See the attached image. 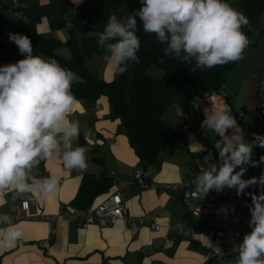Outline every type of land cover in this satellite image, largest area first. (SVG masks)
Here are the masks:
<instances>
[{"label":"clouds","instance_id":"obj_1","mask_svg":"<svg viewBox=\"0 0 264 264\" xmlns=\"http://www.w3.org/2000/svg\"><path fill=\"white\" fill-rule=\"evenodd\" d=\"M141 4L139 11L123 21L115 14L110 16L98 34L103 59L115 72L123 74L128 62L138 59L137 18L145 33L155 34L166 45L165 56L194 62L193 73L244 59L250 41L242 28L250 22L226 0H141ZM9 39L25 58L0 67V190L24 196L39 189L46 197L58 190L60 177L38 178L34 172L42 162L60 159L68 171L83 172L88 167L86 149L73 146L80 135L79 121L69 119L78 103L72 85L80 78L53 58L33 55L29 37L10 34ZM201 128L219 137L213 145L219 164L196 177L192 196L204 198L212 190L225 188L241 196L250 186H258L260 194L251 196L249 208L252 231L238 245L236 264H264V174L243 179L245 165L264 163V156L253 160V147L264 148V136L255 135L251 143L245 142L230 112L215 108L205 110ZM7 221V215L0 213V224ZM22 235L18 225H8L0 237V248L14 247Z\"/></svg>","mask_w":264,"mask_h":264},{"label":"crops","instance_id":"obj_2","mask_svg":"<svg viewBox=\"0 0 264 264\" xmlns=\"http://www.w3.org/2000/svg\"><path fill=\"white\" fill-rule=\"evenodd\" d=\"M71 1L78 5L86 0ZM39 3L46 4L48 0H39ZM37 31L49 33L46 20H42ZM54 33L57 39H66L61 30ZM263 46L264 26L260 33L251 34L244 59L227 76L220 92L202 94L189 101L175 99L165 107L164 120L181 131L183 140L161 147L156 160L144 170L128 144L125 129L112 118L107 99L102 96L97 100L78 101L69 117L78 120L80 125L79 139L73 146L86 149L88 167L83 172L68 171L60 159L44 163L43 177H60L58 190L46 197H42L39 189L24 196L0 190V212L17 208L21 219L12 225H18L23 233L14 247L0 248V264H204L208 258L206 250L200 254L198 250L207 244V239H192L179 232V226L190 225L191 217L178 195L145 190L135 183L133 173L140 167L145 179L155 184L176 183L191 173L194 156L219 138L201 128L205 110H226L232 115V102H239L240 112H244L246 105H252L258 97L264 86ZM97 71L103 73L104 80H111L115 75L104 59ZM233 117L236 119V115ZM246 122L257 123L247 118ZM86 130H92L96 139L87 136ZM231 134L229 130L228 135ZM84 174L95 177L105 174L124 182L122 197L128 215L134 218L148 215L150 221L135 235L122 220L106 228L84 225L82 212L69 206ZM111 191L98 196L92 204L101 203ZM45 217L51 218L50 221ZM151 223L158 229H152ZM5 228L0 225V237ZM166 240L172 243L171 247H165Z\"/></svg>","mask_w":264,"mask_h":264},{"label":"trees","instance_id":"obj_3","mask_svg":"<svg viewBox=\"0 0 264 264\" xmlns=\"http://www.w3.org/2000/svg\"><path fill=\"white\" fill-rule=\"evenodd\" d=\"M20 1L21 18H26L27 22L18 24V34L30 38L33 53L36 52L46 60L53 58L62 67L76 73L80 82L73 83L72 93L77 101L97 100L102 96L107 99L112 118L118 120L125 129L128 144L143 170L156 160L161 147L173 146L183 140L181 131L164 120L165 107L175 99L189 101L202 94L220 92L227 76L238 63L197 69L193 73L191 68L195 66L194 62L183 63L180 59L165 56L163 50L166 45L161 44L155 34L145 33L137 18L136 34L141 41L138 59L129 61L127 71L123 74L117 73L111 80H104L89 70L86 57L104 55V49L97 44L98 34L104 30L113 14L122 21L134 15L140 0H94L93 3L84 1L78 5H74L71 0H48L46 4H40L39 0ZM240 3L250 22V26L243 27L242 31L250 41L258 17L264 9V0H240ZM42 20L48 24V34L37 31ZM69 22L79 23L84 31L92 32L93 36L80 41L75 29L69 28L64 41L55 38L53 32L67 28ZM7 39L9 35L5 40H0V67L25 58L16 44ZM61 47L67 49L68 55L58 52ZM151 67L160 69L162 76H149L147 71ZM257 124L264 131L263 125ZM259 154L264 156V148L259 149ZM43 170L44 162L34 174L43 178ZM110 189L112 181L105 174L98 177L84 174L69 206L82 212ZM194 244L192 242V246Z\"/></svg>","mask_w":264,"mask_h":264},{"label":"built area","instance_id":"obj_4","mask_svg":"<svg viewBox=\"0 0 264 264\" xmlns=\"http://www.w3.org/2000/svg\"><path fill=\"white\" fill-rule=\"evenodd\" d=\"M13 15L20 19L22 17V3L20 0H12ZM9 32L6 29L0 30V40H5ZM236 121L240 125L244 140L251 143L255 135L262 136V129L257 123H247L246 115L240 112L236 115ZM87 136L96 139V134L92 130L84 132ZM212 144L214 145L215 140ZM260 147H253V160L259 161ZM194 170L183 177L180 181L171 184H155L145 179L143 170L138 167L133 173L136 184L145 190L164 191L177 194L186 207L191 223L188 226H179V232L186 237L197 239L206 238L207 264H236L238 258V245L242 243L244 236L252 231L249 226L250 211L252 204L251 196L259 195L258 186H250L241 196H237L235 189L225 188L222 192L212 190L204 198H194V181L196 177L205 171L210 170L215 164H219V157L214 147H206L202 152L194 156ZM246 171L243 179L248 180L253 177L259 178L264 174V163L258 167L245 165ZM236 171H240L239 168ZM112 181V191L97 204L89 206L82 211L81 218L84 225H95L99 228H106L118 220L124 221L132 235L137 234L138 230L146 225L150 218L148 215L141 217H131L125 208L122 192L126 187L124 182L118 181L115 177L108 176ZM26 203L24 202V207ZM234 210V211H233ZM8 217L7 224H0L4 227L19 221L21 217L17 213V208L10 207L4 212ZM47 221L51 218L45 217ZM157 230L158 226L154 223L149 225ZM172 246L170 241H165V247Z\"/></svg>","mask_w":264,"mask_h":264},{"label":"rangeland","instance_id":"obj_5","mask_svg":"<svg viewBox=\"0 0 264 264\" xmlns=\"http://www.w3.org/2000/svg\"><path fill=\"white\" fill-rule=\"evenodd\" d=\"M86 2L93 3L94 0H86ZM227 3H229L233 8H235L238 11H241L245 14L243 9L241 8L240 0H228ZM141 8H142V4H141V0H140L139 4H138V11ZM13 9H14V7H13L12 0H0V30L6 29L10 34H17V30H16L17 25L19 23L22 24V23L27 22V19L24 17L20 18V19L16 18L13 15ZM245 16H246V14H245ZM262 26H264V9L262 10L261 14L259 15L257 24H256L252 33H254V32L260 33ZM69 28L75 29L76 36L80 41L83 38H89L90 36H93L92 32L84 31L81 28V25L79 23L69 22L68 27L61 30V32L63 33V36L65 38H67V31ZM53 36L55 38H57L56 37L57 35H55V33L53 34ZM7 41H10V39H7ZM249 46H250V44H249ZM58 52L64 56L68 55V51L65 47H61L58 50ZM33 55L40 56L36 52L33 53ZM103 56L94 54L91 57H86V60H85L86 65L89 68V70L92 72H95L98 75V77L101 79H103V73H101V71L99 72L97 70H98V66H99L101 60H103ZM114 73H115L114 77H116L117 72L114 71ZM147 73L149 76H151L153 78H160L162 76V71L158 68H155V67L149 68ZM231 100H230V102H231ZM239 105H240L239 102H236V103L232 102L231 103L232 116L240 113L241 107ZM243 111L245 112L246 118L249 122L257 121V123H262V122L264 123V86L258 92V97H255L253 104L252 105H250V103L247 104ZM208 147H210V148L213 147L212 141L209 143ZM204 250H206V245L202 244L201 248L198 250V253L200 254Z\"/></svg>","mask_w":264,"mask_h":264}]
</instances>
